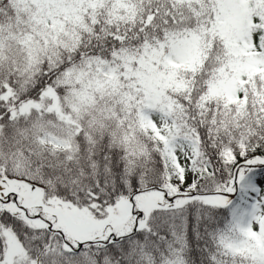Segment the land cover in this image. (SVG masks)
<instances>
[{
    "label": "snow or ice",
    "instance_id": "1",
    "mask_svg": "<svg viewBox=\"0 0 264 264\" xmlns=\"http://www.w3.org/2000/svg\"><path fill=\"white\" fill-rule=\"evenodd\" d=\"M0 264H264V0H0Z\"/></svg>",
    "mask_w": 264,
    "mask_h": 264
}]
</instances>
